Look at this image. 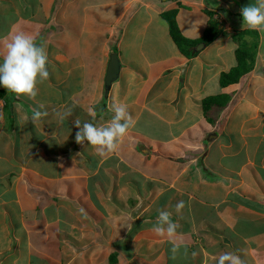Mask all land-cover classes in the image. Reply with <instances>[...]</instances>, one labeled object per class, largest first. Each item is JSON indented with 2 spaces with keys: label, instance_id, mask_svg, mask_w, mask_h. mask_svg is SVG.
<instances>
[{
  "label": "crops",
  "instance_id": "0c3cea01",
  "mask_svg": "<svg viewBox=\"0 0 264 264\" xmlns=\"http://www.w3.org/2000/svg\"><path fill=\"white\" fill-rule=\"evenodd\" d=\"M206 11L224 34L185 55L164 14L175 17L183 39L196 40L207 18L200 25L183 14ZM0 20L9 26L0 40L19 30L44 36L37 44L50 73L33 101L0 86V264H217L223 252L264 264V32L253 71L208 90L236 67V36L250 31L234 3L0 0ZM164 35L176 56L142 50L125 61L118 53L125 43L148 46ZM221 43L234 60L212 72L208 54ZM110 53L122 69L105 100ZM133 72L142 75L128 87ZM135 90L139 97L148 90L150 102L133 97ZM225 95L226 107L206 112V98ZM121 102L136 123L117 152L101 156L87 141L75 142L76 119L104 124ZM33 109L48 115L34 123ZM179 201L185 207L177 214ZM159 209L180 225L175 254L173 242L151 230Z\"/></svg>",
  "mask_w": 264,
  "mask_h": 264
},
{
  "label": "clouds",
  "instance_id": "9594fccd",
  "mask_svg": "<svg viewBox=\"0 0 264 264\" xmlns=\"http://www.w3.org/2000/svg\"><path fill=\"white\" fill-rule=\"evenodd\" d=\"M241 15L243 27L247 26L251 31L264 32V0H256L255 4L243 7ZM37 36L38 33L19 30L0 40V47L3 49L0 52L3 58L2 63H0V86H3L8 93L14 94L17 97L26 96L34 100L38 95V85L48 80L50 75L47 70V51L43 46L37 44ZM237 43L239 44V41ZM110 91L106 94L104 84L105 100H108ZM112 112V118L101 125L92 122L81 123L79 119H76L74 126L78 131L75 135V142L83 145L87 141L101 156L117 152L121 142L128 135L129 130L135 126L136 121L128 111L126 103L113 104ZM88 113L94 120L96 117L94 108L90 107ZM71 114V109H69L61 115V119ZM47 115L46 111L42 112L33 109L31 120L35 123ZM184 207V201L177 202V214ZM179 227L180 225L172 220L171 212L166 209H159L156 222L151 230L158 237L166 238L170 242H173L172 252L175 254L178 248L175 242L179 238L177 232ZM217 264H244V261L233 252H223L218 256Z\"/></svg>",
  "mask_w": 264,
  "mask_h": 264
},
{
  "label": "rangeland",
  "instance_id": "374dc122",
  "mask_svg": "<svg viewBox=\"0 0 264 264\" xmlns=\"http://www.w3.org/2000/svg\"><path fill=\"white\" fill-rule=\"evenodd\" d=\"M27 1H32V2H34V3H36V2H45V0H27ZM228 4H230V3H234V6H235V8H238V9H242L243 7H245V6H248V5H250V4H255L256 3V0H225ZM230 2V3H229ZM230 7H232V8H234L232 5H230ZM60 9H61V7H60ZM62 10V9H61ZM44 14H40V15H37L36 16V18H35V20L36 19H38V21H40V23L42 24V19H41V17L43 16ZM183 15H185V17H192L193 19H196V21H198L199 22V24L201 25V23L202 22H204L205 21V19H206V21H205V23L207 22L209 25H211L210 24V22H211V20H212V16L210 15V12L207 14V16H204L203 14H200V13H196V14H194V15H190V14H188L187 12L185 13V14H183ZM164 19H166L167 20V22H168V20L170 19V16H169V14L167 13V14H165L164 15ZM209 19V20H208ZM60 20V19H59ZM216 20V19H215ZM61 21V20H60ZM216 23H217V26H215L217 29H220V30H222L221 29V27H220V25H219V21H214L213 22V24H215L216 25ZM33 25H39V24H33ZM6 28L8 29L9 28V26L8 25H4V23L0 20V38L2 37V36H4L5 34H6V32H5V30H6ZM169 28V27H168ZM180 27L178 26V29H179ZM195 30V29H194ZM223 31V30H222ZM198 32H199V29L197 28V32H196V34L198 35ZM208 33L209 32H207L206 34H204V36L202 37V38H198V39H196V40H189V39H184V44H183V46H181V47H179L178 45V47L180 48V49H182L183 50V52L185 53V55H189V54H191L192 52H191V50H193L195 47L197 48V47H200L202 44H207V43H205L206 42V38H208L207 37V35H208ZM159 35H160V33H159ZM192 36H195L194 34H192ZM221 35L219 34V37H220ZM219 37H218V39H219ZM249 37H250V39H252L253 37L251 36V35H249ZM46 38V37H45ZM47 39V38H46ZM61 39H62V35H61ZM162 41H158V40H156V41H153L151 44H149L148 46L146 45V44H143L141 41H137L136 43H138L139 45H137V46H135L134 48H131V44L128 42V43H125L124 44V47H125V49L126 50H124V51H121V52H118L120 55L122 54V56H123V59L125 60V61H128L129 60V58H130V55L131 56H133L134 55V53L135 52H141L142 50H144L145 52H148V53H152V52H156V53H158V52H161V53H167V52H171V54L173 55V56H176V53H177V51H174V47H173V45H170V40H169V37L167 38V36H163L162 38ZM236 40V39H235ZM45 41V39H44V36H42V35H40L38 38H37V42H44ZM199 41H205V42H199ZM62 43H65V39H63L62 40ZM212 43V42H211ZM211 43H208L207 45H210ZM232 44H234V43H232ZM235 45V44H234ZM118 44L116 43V42H114L113 43V41H112V43H111V45H110V47L112 48L111 50L112 51H117V49H118ZM216 46V45H215ZM213 47L212 48V50L209 52V56H208V59L210 60V65H211V67L213 68H210V70L212 71V72H215L216 70H225V68H227L231 63H232V61L234 60V57H233V53H235L236 54V50L235 51H230L229 49H227L225 46H224V44L223 43H221L220 45H217L216 47ZM224 46V47H223ZM240 45L238 44V47H239ZM195 48V49H196ZM111 54H113V53H110V55ZM220 55V57H218L217 58V55ZM234 54V55H235ZM49 64L47 63V66H48ZM234 68V67H233ZM232 68V69H233ZM232 69H230L228 72H224V73H229V72H231V70ZM185 70V69H184ZM223 74V73H222ZM221 74V75H222ZM133 75H134V72L132 73V75H131V79H133V80H130V81H126L125 80V82H124V85H128V87H129V85L130 84H132V83H134V85L136 86V83L138 82V78L142 75L141 73H136L135 75H134V78H133ZM170 74H167L166 75V77H165V79L166 80H169L170 79ZM128 80V79H127ZM217 80V79H216ZM140 83H144V82H140ZM220 84H221V82L219 83H216V84H214V83H212V84H209V86H208V90H211L210 92L211 93H216L218 90H220L221 89V86H220ZM123 87V86H122ZM122 87H121V89H122ZM120 89V88H119ZM158 89H159V85L158 84H156L155 86H153L152 87V91L151 92H155V91H158ZM128 92V91H127ZM147 92H148V90H147ZM147 92H146V90L144 91V95L142 96V97H139V95L137 94V91L135 90V91H133V93H132V96L133 97H136V98H138V99H140V100H142V101H145V100H147L148 102H150V100H151V98L150 97H148V94H147ZM205 95V93L203 92L202 93V96H204ZM209 99L211 98V96L210 97H208ZM208 98H206L205 99V101L208 99ZM214 98V102H216L215 104H213V106H217V107H220V108H224V107H226V105H227V102H230V100H231V98H228V96H224V98H226V100H227V102L226 101H224V99H220V97L218 96V97H213ZM29 99V98H28ZM161 99H164L165 101H168V103H169V105L171 104V100L167 97V100L165 99V98H161ZM30 101H33V99H29ZM219 102V103H218ZM21 102H19V104H20ZM213 111V107H212V110H211V112ZM208 112H210V109H207V113ZM207 113H205V114H207ZM215 114H216V112H214ZM203 126H205V123L203 122V123H201V128L203 127Z\"/></svg>",
  "mask_w": 264,
  "mask_h": 264
},
{
  "label": "trees",
  "instance_id": "16d2710c",
  "mask_svg": "<svg viewBox=\"0 0 264 264\" xmlns=\"http://www.w3.org/2000/svg\"><path fill=\"white\" fill-rule=\"evenodd\" d=\"M207 14L209 11H206ZM165 15V14H164ZM210 15L212 16V20L210 22L211 25H209V28L205 31V34L207 32L208 35L205 41H199V42H205V43H211L214 42L218 37L219 34H224L222 30L217 29L213 24L215 20H213V15L214 13L210 12ZM170 16V19L168 20L171 34L176 41L177 45L179 47L183 46L184 44V39L181 37L180 30L178 29V23L175 21V17ZM249 34L253 38L252 39H244L246 35ZM259 34L258 31H242L239 32L238 35L236 36V41L240 42V46L236 51V60H237V65L234 67L231 72L229 73H223L220 77V82L224 87H227L232 84H237L239 81L247 74H249L255 67L256 64V57H257V51L259 47ZM229 97V96H228ZM223 97L220 96V99ZM224 101L227 102L226 98H224ZM214 98L207 99L204 101V108L207 112V109H210L213 107V104H215ZM219 103V102H218ZM229 102H227L228 104Z\"/></svg>",
  "mask_w": 264,
  "mask_h": 264
},
{
  "label": "water",
  "instance_id": "95a60500",
  "mask_svg": "<svg viewBox=\"0 0 264 264\" xmlns=\"http://www.w3.org/2000/svg\"><path fill=\"white\" fill-rule=\"evenodd\" d=\"M205 44H202L200 47H197V50H200L199 48L204 49ZM122 69V63L120 61V58L118 54L113 53L110 55L109 63H108V68H107V73H106V78H105V92L106 94L109 93L111 86L113 83H115L121 73Z\"/></svg>",
  "mask_w": 264,
  "mask_h": 264
}]
</instances>
